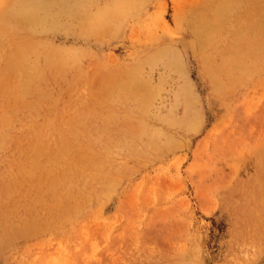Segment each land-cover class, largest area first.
<instances>
[{
    "label": "rangeland",
    "instance_id": "1",
    "mask_svg": "<svg viewBox=\"0 0 264 264\" xmlns=\"http://www.w3.org/2000/svg\"><path fill=\"white\" fill-rule=\"evenodd\" d=\"M0 264H264V0H0Z\"/></svg>",
    "mask_w": 264,
    "mask_h": 264
}]
</instances>
